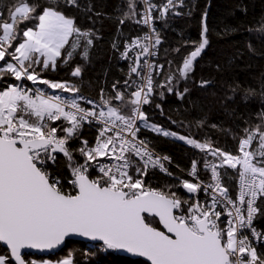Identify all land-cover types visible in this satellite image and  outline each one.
Instances as JSON below:
<instances>
[{
	"label": "snow or ice",
	"instance_id": "1",
	"mask_svg": "<svg viewBox=\"0 0 264 264\" xmlns=\"http://www.w3.org/2000/svg\"><path fill=\"white\" fill-rule=\"evenodd\" d=\"M138 4L143 8L139 18ZM69 6L80 7L77 0H13L0 10V80L7 75L21 82L0 91V264H38L26 259V249L50 251L72 235L99 241L106 250L143 257L147 264H264V230L254 223L264 217V109L260 124L243 130L236 155L190 134L162 128L143 111L157 95L153 72L163 69L150 59L162 43L154 20H165L169 13L191 15V10L178 11L186 7L185 0L162 4L127 0L128 10L119 18L120 25L127 20L146 26L149 32L126 42L121 52L123 59L132 61L124 84L133 90H120L113 84L111 94L101 89L99 103L77 95L80 88L75 84L42 75L69 66L76 56L87 61L94 40L99 39L91 29L78 26L74 16L65 14ZM208 31L205 12L201 39L182 57L178 77L169 75L158 87L173 93V80L178 84L191 78L209 45ZM259 31L264 33V23ZM70 74L81 77L82 67L76 65ZM24 81L45 85L53 92L27 87ZM211 83L201 80L200 86ZM56 90L70 96L56 94ZM188 91L185 87L176 95L184 99ZM230 91L229 99L240 86ZM158 95L163 97L164 92ZM254 95L255 90L244 89V102ZM259 95L264 99V88ZM81 101L91 108L83 107ZM85 125L96 128L91 144L80 135ZM142 128L185 141L213 157L211 162L206 157L202 161L211 182L200 179V162L193 160L189 175L195 182L185 179L166 190L146 184L150 169L173 174L165 167V162H171L169 157L156 154L146 139L138 137ZM73 140L79 142L78 147L70 143ZM58 154L71 172V179L64 182L49 171ZM225 166L238 169L235 198L222 183L219 169ZM93 170L98 175L90 177ZM173 187H182L191 195L182 198ZM201 194L210 202L202 203ZM257 244L262 246L259 253ZM59 264H74V260L69 257Z\"/></svg>",
	"mask_w": 264,
	"mask_h": 264
},
{
	"label": "trees",
	"instance_id": "2",
	"mask_svg": "<svg viewBox=\"0 0 264 264\" xmlns=\"http://www.w3.org/2000/svg\"><path fill=\"white\" fill-rule=\"evenodd\" d=\"M12 2L13 0H0V10ZM152 2L162 4L166 0ZM77 3L80 7L64 8L65 14L74 16L78 26L91 29L99 39L94 40L87 61L76 56L69 66L58 67L56 71H44L42 75L53 81L75 84L80 88L77 95L99 103L101 89L108 95L113 93V84L120 90L127 88L124 81L128 80V71L121 63L120 55L125 43L141 37L145 30L127 20L120 25L119 18L128 10L127 0H77ZM185 5L186 7L179 10L183 13L191 10V15L171 17L161 20L157 25L162 40L159 60L165 68L155 86L157 95L147 109L149 121L179 135L190 134L201 142L209 141L213 147L234 155L239 154V141L244 135L243 130L260 124V113L264 109V99L259 95L264 88V33L259 31V25L264 23V0H185ZM137 7L139 18L143 8L139 4ZM205 12L209 27V45L198 58L191 78L187 81L181 79L178 84L177 80H173L176 89L173 93H168L157 85L165 83L169 75L178 77L177 69L182 66V57L201 39V16ZM20 27L23 28L24 25L21 24ZM113 44L116 45L115 48ZM76 65L82 67L81 77L70 74ZM201 80H211L212 83L201 87ZM15 82L17 81L14 78L6 75L0 80V91L6 90ZM236 85L240 86V91L234 98L229 99L228 97L233 96L230 88ZM36 86L48 93L53 92L45 85ZM185 87L189 91L184 99H180L176 92H182ZM248 88L255 90L256 95L245 103L244 89ZM132 90L127 88V92ZM160 92H164L163 97L158 95ZM57 93L70 96L60 90H56ZM81 104L91 108L84 101ZM157 104L160 105L159 108L156 107ZM94 133L96 131L93 128L85 125L80 135L85 138L94 136ZM141 136L147 138L151 148L170 156L182 170L188 169L193 160L202 163L206 157L204 152L174 137H164L147 129H143ZM70 143L75 147L79 146L76 140ZM255 144L254 141L253 147ZM55 172L62 178V182L71 176L62 154H59ZM144 179L153 188L166 190L169 185H179L178 182L165 179L155 172H150ZM172 191L183 197L180 187H173ZM256 225L259 230H264V217H258ZM104 250L103 246L92 249L86 244L71 242L56 256L41 258L27 255L26 259L55 262L71 257L74 264H147L126 259L121 254H105ZM261 250L262 248L258 253ZM0 251H3L2 247Z\"/></svg>",
	"mask_w": 264,
	"mask_h": 264
},
{
	"label": "built area",
	"instance_id": "3",
	"mask_svg": "<svg viewBox=\"0 0 264 264\" xmlns=\"http://www.w3.org/2000/svg\"><path fill=\"white\" fill-rule=\"evenodd\" d=\"M142 11H143V9H142ZM178 11H180V10L178 9ZM152 15H153V17H156V16L158 15V12L154 11V12L152 13ZM171 17H178V16H172L171 13H169L168 18H171ZM168 18H166V19H168ZM160 21H161V20H154V24H155V27H156V28H157V25H158V23H159ZM138 25H139L140 27H142V28L145 30L144 35L147 34V33L149 32V29H148L146 26H144V25H142V24H138ZM157 31H158V28H157ZM144 35H142V36H144ZM142 36H141V37H142ZM127 43H131V41H130V42H127ZM124 47H125V46H124ZM123 50H124V49H123ZM156 52H157V54H156L155 56H153V57L150 58L151 61L154 62V63L157 64V65H163V64L160 62V60H159V55H160V52H161V44L159 45L158 49H156ZM129 56L131 57V56H132V53H129ZM120 61H121V63H123V64L127 67V71H128V73H129V65L132 63L131 59L125 60V59H123V58L121 57V55H120ZM141 63L143 64V60L141 61ZM164 68H165V67H164V65H163V69H162V70H159V69H158L157 71H154V72H153L154 92H155V86H156V83H157V81L161 78L162 73H163V71H164ZM127 78H128V76H127ZM132 79H133V80H137V77L133 74ZM20 83H21L20 81H17V82H15V83L10 84V85H18V84H20ZM23 83H24L27 87H30V88H35V87H37L36 85H33L30 81H24ZM10 85H9V86H10ZM57 94H59V93H57ZM62 95H64V94H62ZM64 96H65V97H68V96H66V95H64ZM154 96H155V95H153V97L151 98L152 101H153ZM151 104H152V103L143 106V111H144L146 114H147V109L151 106ZM82 106H83V107H86V106H84V105H82ZM56 123H57V124H60V123H62V121H57ZM138 123H139V122H138ZM86 126L90 127L89 125H86ZM91 128H93V129L96 131V128H95V127H91ZM142 132H143V128L141 129L140 133L137 134L138 137H140L141 139H146V140H147V138H143V137L141 136V135H142ZM58 135H59V133H58ZM96 135H97V132L94 133V136H92V137H85L84 139H87V140L89 141V143L91 144V143H93V141L95 140ZM147 141H148V140H147ZM149 147H150V145H149ZM150 148H151V147H150ZM151 149H152L156 154H158V155H160V156H167V155H163V154L157 152V151L154 150L153 148H151ZM197 150H198V149H197ZM205 154H206V153H205ZM167 157H169V159H170L171 162H170V163L165 162V167H167L168 170H169V172H171V173L173 174L172 176H169V175L165 174L164 172L159 171V169H150V170H149V173H150V172L158 173L159 175L163 176L165 179H168V180H171V181H174V182H178V181H177V176H178V175L182 176V177L184 178V180L187 179V180H190V181H192V182H195V180L193 179V177H191V176L189 175V171H190V169H191V164H190V167H189L188 169H184V170H182L181 168H179V167L175 164L174 160H173L170 156H167ZM207 157H208V161H210V162L214 159V158L211 157V156H207ZM58 158H59V154H58ZM57 163H58V160H57ZM57 163L51 165L50 168H49V171H50V172H53L54 175H56V176L59 177V175L55 172V170H56V168H57ZM219 171L221 172L222 183H223L226 187L229 188V193L233 196V198H235V196H236V194H237V191H238V177L236 176V172L238 171V169H237V170H233V169L228 168L227 166H225L223 169H219ZM225 172L228 173L227 176L224 175ZM96 175H98V173L95 172V170L93 171V173L90 172V177H92V176H96ZM197 175H198V176L200 177V179H201L202 181H204L205 183L211 182V181H210V172H206V171H203V170H202V163H199V164H198V173H197ZM146 177H147V176H146ZM69 179H71V176H70ZM178 183H179V182H178ZM67 188H68V190H71V185H67ZM180 189H181L182 194H183V197H182V198H188V197L191 195V194L186 193V190H184L182 187H180ZM200 200H201L202 203L205 202V201L210 202V201L208 200V197L205 196L204 194H201V195H200ZM259 202H260V201H258L257 203L259 204ZM218 210H219V209H218ZM222 219H224L223 216H222ZM254 223H255V226L257 227V225H256V220L254 221ZM257 229H258V227H257ZM258 230H259V229H258ZM249 238L251 239V236H250ZM88 246H89L90 248H92V249H94V248H101V247H102V246H96V245H88ZM255 246L257 247V251H259V249L262 248V246L259 245V244L255 245ZM104 253H105V254H107V253H114V254H116V255L119 254V253H118L117 251H115V250H106V249L104 250Z\"/></svg>",
	"mask_w": 264,
	"mask_h": 264
},
{
	"label": "water",
	"instance_id": "4",
	"mask_svg": "<svg viewBox=\"0 0 264 264\" xmlns=\"http://www.w3.org/2000/svg\"><path fill=\"white\" fill-rule=\"evenodd\" d=\"M71 242L83 243L86 245L103 246L101 244V242H99V241H92V240L85 238V237L72 235L70 237H67L65 239L64 244L59 246L56 249H53L50 251H39V250H35V249H26L25 252L27 253V255L37 256V257H41V258H50V257H53V256L60 254L67 247L68 243H71ZM116 251L126 259L146 262V259L143 257L135 256V255H133L131 253H127L123 250H116Z\"/></svg>",
	"mask_w": 264,
	"mask_h": 264
},
{
	"label": "rangeland",
	"instance_id": "5",
	"mask_svg": "<svg viewBox=\"0 0 264 264\" xmlns=\"http://www.w3.org/2000/svg\"><path fill=\"white\" fill-rule=\"evenodd\" d=\"M181 142H183V141H181ZM184 142H185V141H184ZM66 258H69V257H64V258H62L61 260H59V261H55V262L50 261V264H59L60 261L66 259ZM46 261H49V260H46ZM44 262H45V261H43V262H38V264H44Z\"/></svg>",
	"mask_w": 264,
	"mask_h": 264
},
{
	"label": "bare ground",
	"instance_id": "6",
	"mask_svg": "<svg viewBox=\"0 0 264 264\" xmlns=\"http://www.w3.org/2000/svg\"><path fill=\"white\" fill-rule=\"evenodd\" d=\"M177 178H178L177 181H178L179 183H180L182 180H184V178H183L182 176H180V175H178Z\"/></svg>",
	"mask_w": 264,
	"mask_h": 264
}]
</instances>
